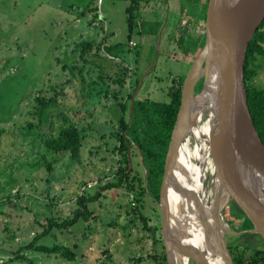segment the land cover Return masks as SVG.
I'll use <instances>...</instances> for the list:
<instances>
[{"label":"rangeland","instance_id":"obj_1","mask_svg":"<svg viewBox=\"0 0 264 264\" xmlns=\"http://www.w3.org/2000/svg\"><path fill=\"white\" fill-rule=\"evenodd\" d=\"M58 1H64L61 7L52 0H0V129H4L0 138V264H136L142 258V263L154 264L150 257L158 250L139 215L147 216L151 225L161 224L155 203L146 198L143 207L138 205L124 186L101 190L118 182V164L123 161L116 148L120 143L111 135L120 127V103L126 100L132 104L129 95L144 75L138 99L169 101L173 79L186 76L194 56L185 58L174 38L165 41L160 53L140 35H134L131 45L127 22L130 0H102L101 4L99 0H82V11L69 8L71 0ZM141 2L140 21L161 19V0ZM188 2L181 0L177 9L172 0V15L183 19L192 11ZM87 3L91 10L86 9ZM186 20L192 24L191 18ZM80 41L96 44L84 58L80 52L74 53ZM103 42L114 46L111 55ZM258 63L263 69L253 84L264 88V60ZM75 64L78 68L73 69ZM126 70L123 98L118 102L112 94L120 91L121 85L114 80ZM67 80H72V85L66 87ZM92 82L99 84L92 86ZM62 88L66 97L58 96ZM91 89H108L110 94L90 97ZM38 96H57V103L43 117L36 112ZM130 110L128 106L124 112L127 121L132 119ZM65 122L85 129L79 160H71L70 154H54L43 144L42 136L57 133ZM131 149L134 161L129 172L142 175L143 157ZM85 184L93 185L92 194L101 190V198L88 205L89 219L68 229H54L38 242L49 247L65 245L76 253V260L26 249L47 228L48 218L62 221L74 217ZM243 225V219L230 223L236 232ZM235 238L230 240L235 242ZM257 246L264 247V239ZM158 249L162 250L160 245ZM252 254L247 252V257Z\"/></svg>","mask_w":264,"mask_h":264},{"label":"water","instance_id":"obj_2","mask_svg":"<svg viewBox=\"0 0 264 264\" xmlns=\"http://www.w3.org/2000/svg\"><path fill=\"white\" fill-rule=\"evenodd\" d=\"M263 22L264 0L208 2L205 43L185 76L156 203L167 264H234L228 236L242 232L224 216L233 203L264 239V144L245 84L248 48ZM204 144L217 174L208 193L199 160L185 151Z\"/></svg>","mask_w":264,"mask_h":264},{"label":"trees","instance_id":"obj_3","mask_svg":"<svg viewBox=\"0 0 264 264\" xmlns=\"http://www.w3.org/2000/svg\"><path fill=\"white\" fill-rule=\"evenodd\" d=\"M131 5L127 8L128 13V39L131 42L134 35H144L145 33L149 35L158 36L163 24L146 22L144 20L140 21L141 18V9L140 3L141 0H130ZM192 16L194 20H206V13L204 12L201 15H196L189 10L185 17L180 20V26L176 33H174L171 38L176 42L179 51L188 59L190 55L196 57L200 50L203 48L205 43V36L202 34L199 37H196L191 31V23H187L188 18ZM186 26V27H184ZM188 26V27H187ZM185 29V30H183ZM106 49L107 53L111 55L114 46L108 45V43H101ZM96 47L95 42L80 41L74 50V53H79L80 58L90 53ZM101 47H98V52H100ZM140 56V52L137 51L136 57ZM193 57V58H194ZM264 60V22L257 30L253 40L251 41L247 58L245 63V84L248 94V106L250 113L254 120L255 127L259 133V136L264 144V88L256 87L253 82L256 77L260 74V71L263 67L258 63L259 60ZM67 65H64V69H67ZM73 69L78 68L75 66ZM101 70V69H100ZM81 71V70H80ZM83 71V69H82ZM127 74V70L122 72L119 80H114V83L121 85L120 91L114 92L112 97L116 101H120L123 98V90L125 87V78L123 77ZM100 76L103 84H109L103 77V74ZM75 77V75H74ZM185 76L177 77L173 79V85L169 89V101L161 102H151V101H134L133 104V120L127 121L124 112L130 107V104L120 103L121 105V115L118 120L119 128H116L111 136L117 138V141L120 143L118 145V153L123 157V161L126 163V166H121L117 172V183L108 184L103 187L101 190H108L117 187H125L131 194H134L136 203L143 207V202L146 198H149L157 206V202L160 200V188L162 184V179L164 175V167L166 161V155L168 152V146L171 140L172 131L176 123L178 111L181 105L182 98V88L184 84ZM72 80L65 81V86L72 85ZM99 84L97 82H92V86ZM202 88V82L197 87V92ZM105 94L109 96L110 92L107 89L106 91L97 92L94 89H91L89 96L100 98ZM58 96L66 97V91L64 88L60 90ZM130 100L133 99V93L129 95ZM39 106L36 108V112L39 113L40 117H43L45 112L55 103H57V96L55 98L47 99L46 97L38 96L35 99ZM66 121V120H65ZM32 126V125H31ZM4 133V129H0V138ZM85 129L81 130L74 123H67L63 125L57 133L45 134L43 138V144L46 149L57 155L70 154L71 160H79L82 143L84 141ZM116 148L113 152L116 151ZM133 148L139 151L142 155V166L143 174L141 175L138 171L129 172L130 160H129V149ZM132 162L133 157L131 156ZM147 171V175L146 172ZM240 182L242 183L241 179ZM148 183V185H147ZM87 185V184H85ZM92 189V188H91ZM86 189L83 194L78 197L76 204L78 209L75 211L74 217L72 219H56L48 218L47 228L40 234L35 237V239L26 247V249H32L39 252L49 253V254H60L68 261H75L77 258L76 253L65 245H54L52 247L45 245H38V242L45 236L50 235L54 229L64 230L76 225L81 220L87 221L92 215L89 210L88 205L94 202H97L101 198V190L99 192L90 193ZM236 209L237 217L243 219L244 225L243 229H253L254 226L252 222L247 218L242 209L236 204H232ZM158 208V206L156 207ZM139 210V206L136 207ZM159 210V208H158ZM140 218L144 221L146 230H148L154 240V245L157 250L156 254L150 257V260H153L154 264H167L166 263V254L164 249V244L161 235V224L151 225L149 218L144 216L140 212ZM233 221V219H231ZM251 237L260 238L263 241L262 236L258 234H249ZM239 238V239H238ZM233 239V238H232ZM235 242L230 247V251L234 260V264H264V251L258 250L251 241L248 242V246L242 244L243 239L241 237H236ZM159 245L162 250H159ZM253 251L252 255L247 257V252ZM145 259L136 260V264H145ZM135 262V261H134ZM148 264H151L148 262Z\"/></svg>","mask_w":264,"mask_h":264},{"label":"crops","instance_id":"obj_4","mask_svg":"<svg viewBox=\"0 0 264 264\" xmlns=\"http://www.w3.org/2000/svg\"><path fill=\"white\" fill-rule=\"evenodd\" d=\"M81 1L82 0H80V2L79 3H77V2H75L74 0H71V1H69V3H68V5H69V8H72V9H74V10H79V11H82V9L80 8L82 5H85V4H81ZM84 1V0H83ZM89 1V0H88ZM101 1L102 0H99V4H101ZM172 1V0H171ZM180 1L181 0H176V3H175V6H177L176 8L178 9H180ZM52 2H55L56 3V5L58 6V7H61V5H62V3L64 2H62V3H59V1L58 0H52ZM173 2H175V1H173ZM179 2V3H178ZM47 4L49 3V2H46ZM85 3H86V0H85ZM88 8H86V9H89V10H91V6H89V4L87 3V5H86ZM164 8V9H163ZM176 8L174 9V11L173 12H176L175 10H176ZM171 10H172V3H168L166 6L165 5H162V9H161V11L159 12V16L161 17V19L158 21V20H155V19H153V20H150V21H148V22H153V23H157V22H159V23H161V24H163V27H162V33H161V35H158V38H157V36H155V35H149V34H147V33H145L144 35H142L141 37H142V39H143V41L145 42V40H147L148 41V44H149V46H153V45H156V47L159 49V53H160V48H161V46H164L165 44H167V43H165V41L166 40H170V37L174 34V33H176L177 32V30L179 29V26L181 25L180 24V20L177 18V16H178V14L177 15H172V12H171ZM171 15H172V17H171ZM92 23H96V20H93L92 21ZM202 23V22H201ZM201 23H192V24H194L193 25V27L191 26L190 28H191V31L193 32V34L196 36V37H199L200 35H202V33H203V28H200V24ZM203 24V23H202ZM195 25H196V27H195ZM198 25H199V28L197 29V27H198ZM177 26H178V28H177ZM195 27V28H194ZM176 28V29H175ZM194 28V29H193ZM174 29V31H172ZM202 29V30H201ZM135 41V40H134ZM133 41V42H134Z\"/></svg>","mask_w":264,"mask_h":264},{"label":"flooded vegetation","instance_id":"obj_5","mask_svg":"<svg viewBox=\"0 0 264 264\" xmlns=\"http://www.w3.org/2000/svg\"><path fill=\"white\" fill-rule=\"evenodd\" d=\"M144 1H148V4L149 3H151L152 2V0H144ZM173 1H175L176 2V0H173ZM143 2V1H142ZM141 2V3H142ZM168 3H171V0H161V4L162 5H167ZM147 4V5H148ZM207 5H208V0H189V2H188V7L189 6H191V8H192V11L194 10L195 12H196V15H201V14H203L204 12L206 13V10H207ZM204 23L203 22V20H193V18H192V23ZM151 23H153V22H151ZM151 73V72H150ZM150 74H148V76H149ZM145 76V75H144ZM142 77L141 78V80H139V84L137 85V87H136V89L134 90V92H133V99H134V101L135 100H137V101H145V100H139L138 99V96H139V94L141 93V91L143 90V88H144V84H145V81L143 82V78H145V77ZM148 76H146V79L148 78ZM139 88H140V90H139ZM138 95V96H137ZM137 97V98H136ZM136 98V99H135ZM128 99V98H127ZM134 101H133V103L131 104L130 103V111H131V117H132V119H131V121L133 120V104H134ZM127 103V101L125 100V101H123L122 103ZM125 103V104H126ZM128 104V103H127ZM120 109H121V107H120ZM128 109V108H127ZM122 112V111H121ZM131 148L129 149V160L132 162V160H131V155L132 154H130V152H131ZM132 165H133V162H132ZM121 166V162L118 164V169H117V172H118V170H119V167ZM130 169V168H129ZM233 206V205H232ZM236 211H237V209L233 206V208L232 209H230V208H227V209H225V211H224V216H225V219H226V221L228 222V224L230 225V223H233V224H235L236 222H237V220H240V218H238L237 217V213H236ZM231 219H233V221L231 220ZM231 227V226H230ZM250 230H252V229H250ZM250 230L249 229H242L240 232H242V235H240V236H228V242H229V248L230 247H233L232 245L234 244V242H232L231 240H230V237H244V239H243V242H242V244L244 245V246H248L249 245V243L248 242H244V241H246V240H249V241H251V243H253L254 245H255V247L256 248H258V244L259 245H262V241L260 240V238H257V237H251V236H249V234H255V233H251L250 232ZM249 231V232H248ZM239 239V238H238ZM258 250H263L264 251V247H259L258 248ZM231 252V251H230Z\"/></svg>","mask_w":264,"mask_h":264},{"label":"bare ground","instance_id":"obj_6","mask_svg":"<svg viewBox=\"0 0 264 264\" xmlns=\"http://www.w3.org/2000/svg\"><path fill=\"white\" fill-rule=\"evenodd\" d=\"M208 126L205 125V130L208 131ZM186 153L189 154L190 156L197 157L199 160V165L201 169L203 170L204 175H206V180L203 186V191L208 193L211 187L216 183V171H215V165L213 163V160L210 156V150L208 149L207 145H202L198 150L195 148H187ZM183 264H187L188 261L187 259H183L182 261Z\"/></svg>","mask_w":264,"mask_h":264},{"label":"built area","instance_id":"obj_7","mask_svg":"<svg viewBox=\"0 0 264 264\" xmlns=\"http://www.w3.org/2000/svg\"><path fill=\"white\" fill-rule=\"evenodd\" d=\"M131 45H134V42H133V41L131 42ZM88 188H89V189L93 188V185H90V184L85 185V186H84V189H83V192H84L86 189H88ZM82 194H83V193H82Z\"/></svg>","mask_w":264,"mask_h":264}]
</instances>
